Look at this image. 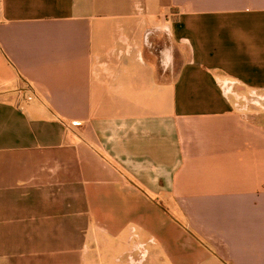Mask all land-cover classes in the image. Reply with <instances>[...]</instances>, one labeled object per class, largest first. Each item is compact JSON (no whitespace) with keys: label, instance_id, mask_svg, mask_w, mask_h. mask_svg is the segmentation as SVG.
Wrapping results in <instances>:
<instances>
[{"label":"crops","instance_id":"0c3cea01","mask_svg":"<svg viewBox=\"0 0 264 264\" xmlns=\"http://www.w3.org/2000/svg\"><path fill=\"white\" fill-rule=\"evenodd\" d=\"M223 80L264 92V0H0V264H264Z\"/></svg>","mask_w":264,"mask_h":264},{"label":"built area","instance_id":"2783aa9c","mask_svg":"<svg viewBox=\"0 0 264 264\" xmlns=\"http://www.w3.org/2000/svg\"><path fill=\"white\" fill-rule=\"evenodd\" d=\"M234 82L229 80H223L221 82V90L224 95L226 96H233L236 101L242 100L245 103H254V101L259 99H264V92H259L256 90H249L245 92H239L234 89ZM134 249L129 252V261L130 264H137L138 261L133 258V254L135 251H138L139 255H141L140 259L144 255L143 246L142 244L134 245ZM140 250V251H139Z\"/></svg>","mask_w":264,"mask_h":264},{"label":"rangeland","instance_id":"374dc122","mask_svg":"<svg viewBox=\"0 0 264 264\" xmlns=\"http://www.w3.org/2000/svg\"><path fill=\"white\" fill-rule=\"evenodd\" d=\"M251 109L257 110V109H256V108H254V107H251Z\"/></svg>","mask_w":264,"mask_h":264}]
</instances>
